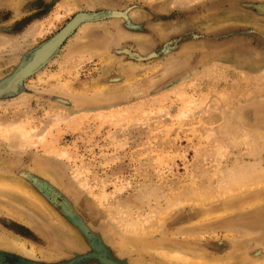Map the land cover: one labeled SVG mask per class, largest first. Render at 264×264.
Masks as SVG:
<instances>
[{
    "label": "rangeland",
    "instance_id": "374dc122",
    "mask_svg": "<svg viewBox=\"0 0 264 264\" xmlns=\"http://www.w3.org/2000/svg\"><path fill=\"white\" fill-rule=\"evenodd\" d=\"M9 88L0 264H264V0H0Z\"/></svg>",
    "mask_w": 264,
    "mask_h": 264
},
{
    "label": "water",
    "instance_id": "95a60500",
    "mask_svg": "<svg viewBox=\"0 0 264 264\" xmlns=\"http://www.w3.org/2000/svg\"><path fill=\"white\" fill-rule=\"evenodd\" d=\"M87 15V14H86ZM75 17H76V15L57 33V34H55L53 37H51L47 42H45V43H43L41 46H39L34 52H33V54H32V57H34L35 55H36V53L39 51V50H41L43 47H44V45H46L48 42H50L51 40H53V38L54 37H56V36H58L61 32H63V30L71 23V22H73L74 21V19H75ZM93 18V16L90 18V19H92ZM90 19H88V20H90ZM86 21V20H85ZM40 67V66H39ZM32 71V70H31ZM34 71V70H33ZM32 71V72H33ZM32 72H29V74H31ZM29 74H27V76L29 75ZM13 91H15V90H13V89H2V90H0V96H2V95H5V94H8V93H11V92H13Z\"/></svg>",
    "mask_w": 264,
    "mask_h": 264
},
{
    "label": "bare ground",
    "instance_id": "6f19581e",
    "mask_svg": "<svg viewBox=\"0 0 264 264\" xmlns=\"http://www.w3.org/2000/svg\"><path fill=\"white\" fill-rule=\"evenodd\" d=\"M10 127H11V126H10ZM10 127H9V128H10ZM17 130H18V134H20V135H18V138L20 137L19 139H21V138H25V139H26V137H27L28 135H25L20 129H17ZM16 137H17V136H16ZM29 138H30V136H29ZM27 140H28V139H27ZM30 143H31V142L28 141V144H30ZM25 144H26V143H25ZM6 182H7V181L0 180V185H2V186L4 185V186H8V187H11V186H12V185L7 184ZM16 184H17V182H16ZM19 186H21V185H19ZM19 186H18V187H19ZM11 188L16 189V186L14 185V186L11 187ZM0 189H1V188H0ZM8 189H9V188H8ZM128 227H129V226H128ZM132 227L135 228V225H132L131 228H132Z\"/></svg>",
    "mask_w": 264,
    "mask_h": 264
},
{
    "label": "crops",
    "instance_id": "0c3cea01",
    "mask_svg": "<svg viewBox=\"0 0 264 264\" xmlns=\"http://www.w3.org/2000/svg\"><path fill=\"white\" fill-rule=\"evenodd\" d=\"M263 226V225H262ZM264 227V226H263ZM264 231V230H263Z\"/></svg>",
    "mask_w": 264,
    "mask_h": 264
}]
</instances>
